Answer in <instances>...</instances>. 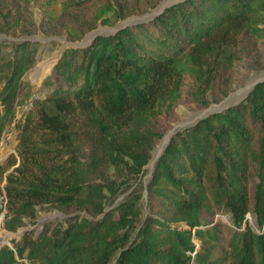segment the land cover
<instances>
[{
	"label": "trees",
	"instance_id": "16d2710c",
	"mask_svg": "<svg viewBox=\"0 0 264 264\" xmlns=\"http://www.w3.org/2000/svg\"><path fill=\"white\" fill-rule=\"evenodd\" d=\"M31 3L72 41L129 15L125 0H0V33ZM261 46L264 0H182L64 50L33 94L23 76L42 59L38 42L0 44V141L25 103L0 163L2 227L43 207L64 215L10 241L15 253L1 245L0 264H264V79L170 134L145 170L176 107L224 98L236 64L264 66Z\"/></svg>",
	"mask_w": 264,
	"mask_h": 264
},
{
	"label": "rangeland",
	"instance_id": "374dc122",
	"mask_svg": "<svg viewBox=\"0 0 264 264\" xmlns=\"http://www.w3.org/2000/svg\"><path fill=\"white\" fill-rule=\"evenodd\" d=\"M178 0H125L127 4L128 16L124 20L117 21L113 25H104L100 21L96 23L93 30L85 33L83 37L78 41H72L67 33L63 30L64 27H59L55 25H50L43 19L42 9L36 4L31 3L29 6L23 7L20 10V19L13 22V17L10 30L7 34L0 33V44H8L11 42H20L23 40H28L32 42H38L39 51L42 50V59L38 62L31 70H29L24 76L23 81L31 87V93L38 91L40 83L44 76H46L54 64L59 59L61 53L70 48H82L97 35H109L113 33L117 28L135 24L147 22L157 15L160 9H164ZM95 3V2H94ZM95 11L94 6H90L82 12H78L74 17L78 21L86 20L90 14ZM13 14V13H11ZM110 18L111 15H109ZM58 21L64 22L65 19H60ZM72 21V20H71ZM7 21H5L6 23ZM63 26V24H62ZM259 57L263 56L264 49L258 47L256 49ZM233 84L228 90V94L221 98L218 102H210L206 108L196 107L195 105L189 103L180 104L176 107L172 117L169 120L168 130L164 136L156 143L154 150L152 152L150 162L145 166L147 173L152 169L154 161V154L161 144V141L167 134H172L179 129L192 126L198 120L204 118L208 114L219 112L229 106H232L239 102L245 97L247 92L251 87L258 81L264 79V66L263 67H251L246 63H238L233 69ZM25 110V103L17 106L15 108V118L14 123L6 126L2 131V137L0 141V163H2L6 158L14 153V147L16 145V134L15 122L19 120ZM169 134V136H170ZM114 173V169L110 167L105 176L111 177ZM144 174L142 177V183L148 178V174ZM5 181L0 182V187L4 186ZM145 200V193H144ZM64 218L63 213L58 210L43 207L39 209L37 218L34 222H27L25 227L17 229L15 232H9L0 227V242L7 239L5 242L9 243L12 247L14 243L20 241L21 236L25 232H31L32 237H36L44 224L55 223L62 221ZM252 226V220L247 217ZM10 241H15L13 244ZM7 245V244H2ZM1 246V245H0ZM23 264H28L27 261H19ZM111 264V263H109Z\"/></svg>",
	"mask_w": 264,
	"mask_h": 264
},
{
	"label": "built area",
	"instance_id": "2783aa9c",
	"mask_svg": "<svg viewBox=\"0 0 264 264\" xmlns=\"http://www.w3.org/2000/svg\"><path fill=\"white\" fill-rule=\"evenodd\" d=\"M6 205H7V200H6L5 192L3 186H1L0 187V227H2L4 217L6 214ZM6 244L15 253V250L11 247V245L9 243ZM21 261L26 262L24 259Z\"/></svg>",
	"mask_w": 264,
	"mask_h": 264
},
{
	"label": "bare ground",
	"instance_id": "6f19581e",
	"mask_svg": "<svg viewBox=\"0 0 264 264\" xmlns=\"http://www.w3.org/2000/svg\"><path fill=\"white\" fill-rule=\"evenodd\" d=\"M170 134V133H169ZM169 134H167L163 140L161 141V144L158 146L155 154H154V160L160 155L162 149L164 148L165 144L167 143L168 141V138H169ZM153 167V166H152ZM2 242H4V240H2ZM1 243V242H0Z\"/></svg>",
	"mask_w": 264,
	"mask_h": 264
},
{
	"label": "water",
	"instance_id": "95a60500",
	"mask_svg": "<svg viewBox=\"0 0 264 264\" xmlns=\"http://www.w3.org/2000/svg\"><path fill=\"white\" fill-rule=\"evenodd\" d=\"M179 1H182V0H178L177 2H179ZM163 10V8L162 9H160V11L159 12H161ZM7 239H4V242H1L0 243V245H2V244H6L7 242H5Z\"/></svg>",
	"mask_w": 264,
	"mask_h": 264
}]
</instances>
